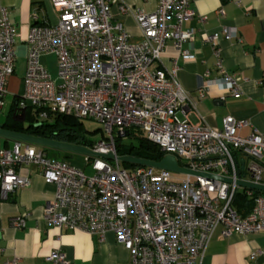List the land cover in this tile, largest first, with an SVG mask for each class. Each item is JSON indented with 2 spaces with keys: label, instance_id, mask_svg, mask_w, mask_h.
Wrapping results in <instances>:
<instances>
[{
  "label": "built area",
  "instance_id": "built-area-1",
  "mask_svg": "<svg viewBox=\"0 0 264 264\" xmlns=\"http://www.w3.org/2000/svg\"><path fill=\"white\" fill-rule=\"evenodd\" d=\"M51 1L60 12L58 21L32 25L27 37L20 104L31 106L40 119L63 114L100 122L104 135L89 149L114 158L85 154L94 171L88 175L66 160L50 157L40 145L14 140L10 148L0 149V197L8 198L30 184L22 166L36 167L46 182L56 185L55 197L44 209L46 221L97 234L102 240L114 233L128 250L131 264H199L218 226L225 237L264 234L263 191L254 195L248 188L254 204L247 215L233 207L242 188L237 180H244L237 154L250 159L244 167L250 181L264 184V132L241 135L239 130L248 122L231 115L221 128L193 122L183 110L194 104L178 79V60L168 70L152 68L169 41L184 59L192 57L184 46L195 29L185 28L184 22L196 15L194 0H158L153 12L123 0ZM114 6L133 15L142 33L140 41L131 40L124 22L114 17ZM8 12L0 0V112L16 66L17 32ZM33 18L39 19L37 14ZM221 33L226 39L239 34L234 26H223ZM218 36L210 34L207 41L222 69L219 81L231 96L239 97L241 84L248 79L223 70ZM48 53L57 56V78L42 61ZM210 82L199 90L201 96ZM132 131L144 134L165 156H175L181 166L204 175L176 177V172L154 167L125 168L116 139ZM26 218L27 214L17 216L12 224L23 227ZM261 255L264 250H256L251 258ZM46 261L73 264L60 249L50 252Z\"/></svg>",
  "mask_w": 264,
  "mask_h": 264
},
{
  "label": "crops",
  "instance_id": "crops-1",
  "mask_svg": "<svg viewBox=\"0 0 264 264\" xmlns=\"http://www.w3.org/2000/svg\"><path fill=\"white\" fill-rule=\"evenodd\" d=\"M123 1L148 12H153L158 4V0ZM2 3L8 7L9 19L17 32L15 72L7 84V96L12 95L13 101L15 95L24 90L29 49L27 37L31 26L56 23L60 12L51 0H2ZM192 7L196 15L184 22L185 28L195 29L194 37L184 46L192 57L184 59L169 41L152 68L168 70L178 60V79L194 104L184 105L183 110L193 122L221 128L223 119L231 115L248 122L239 130L241 135L264 132V0H194ZM34 14L38 15V20H34ZM113 15L124 22L133 42L142 39L133 15L122 14L117 6L113 7ZM202 17L206 19L202 21ZM223 26L236 27L238 38L226 39L221 33ZM216 33L219 34L223 70L248 79L241 84L239 97L231 96L226 85L219 81L222 69L218 66L214 47L207 41L210 34ZM51 55L55 54L42 56L48 68ZM208 79L213 82L201 96L199 90ZM13 143L14 140L0 136V149L10 148ZM47 154L68 160L70 152L48 148ZM238 158L243 167V179L250 181V175L244 169L250 159L243 155ZM20 169L30 178V184L9 194L8 198L0 197V264H47L46 256L55 249L64 251L73 264H131L128 250L117 242L112 232L102 240L97 234L49 224L44 209L54 199L56 185L46 182L34 166ZM25 214V226L15 227L12 219ZM221 229L222 226H218L214 231L199 264H264V255L251 258L252 252L264 250V234L233 233L225 237Z\"/></svg>",
  "mask_w": 264,
  "mask_h": 264
},
{
  "label": "trees",
  "instance_id": "trees-1",
  "mask_svg": "<svg viewBox=\"0 0 264 264\" xmlns=\"http://www.w3.org/2000/svg\"><path fill=\"white\" fill-rule=\"evenodd\" d=\"M20 101L21 96L15 95L10 109L0 126L7 130L64 141L88 148L92 147L94 142H96L97 139L90 138L88 131L83 129L80 119L63 114H55L48 119H40L38 112H34L31 106L22 107ZM119 138L121 137L117 136L116 144L120 156L131 155L156 162L161 161L165 156L160 147L149 141L145 136H138L135 142L125 147H121ZM48 148L50 147H44L46 151ZM239 155L241 154L236 155L237 164L240 173L243 174L241 159L238 158ZM179 163L180 165L183 164L180 161ZM123 165L130 170L142 166L129 162H123ZM248 190L245 187L239 188L233 201V207L242 215H247L254 204L253 197L248 194ZM252 191L254 195L261 193L259 190L252 189Z\"/></svg>",
  "mask_w": 264,
  "mask_h": 264
},
{
  "label": "water",
  "instance_id": "water-1",
  "mask_svg": "<svg viewBox=\"0 0 264 264\" xmlns=\"http://www.w3.org/2000/svg\"><path fill=\"white\" fill-rule=\"evenodd\" d=\"M0 136L9 138L11 140H22L26 142H31L37 145H41L43 147H50V148H55L67 152H76V153H82V154H87L91 156H101L105 157L108 159H113L114 156L112 154H104V153H98L95 152L88 147L77 145V144H72L64 141H59V140H54V139H49V138H43L39 136H34L26 133H21V132H16L12 130H7L0 126ZM119 159L122 162H129L137 165H142V166H147V167H154L157 169H162V170H168L176 173H183V174H192V175H204L199 172H193L183 166L180 165L179 161L176 159L175 156L173 155H166L164 158L159 161H150L144 158L136 157V156H131V155H123L119 156ZM207 177H216L211 174H205ZM225 181H231L228 178H220ZM237 184L243 187H247L249 189H254V190H259L264 192V184H257L251 181H244V180H237Z\"/></svg>",
  "mask_w": 264,
  "mask_h": 264
},
{
  "label": "rangeland",
  "instance_id": "rangeland-1",
  "mask_svg": "<svg viewBox=\"0 0 264 264\" xmlns=\"http://www.w3.org/2000/svg\"><path fill=\"white\" fill-rule=\"evenodd\" d=\"M48 65H49V71L54 76V78H57L58 73V59L56 55H51L48 58ZM3 107L0 112V120L3 121L5 119L6 114L8 113L11 103H12V95L6 96L3 99ZM81 126L83 129L88 131V136L92 139H100L104 135L103 125L94 120V119H80ZM138 134V135H137ZM137 135V136H136ZM138 136H144V134L140 133L139 131H132V135L121 137L119 138V143L121 144V147H125L130 145L132 142H135L138 138ZM85 154L76 153V152H70L68 154V160H66L69 164L77 166L79 168H82L85 170L86 174L91 175L94 173L92 166L89 165L85 159ZM157 171V170H155ZM176 177H183V174L176 173ZM195 179L194 177L192 178Z\"/></svg>",
  "mask_w": 264,
  "mask_h": 264
}]
</instances>
